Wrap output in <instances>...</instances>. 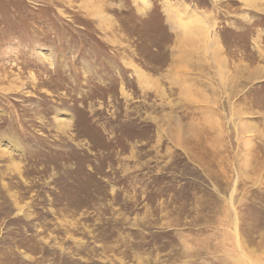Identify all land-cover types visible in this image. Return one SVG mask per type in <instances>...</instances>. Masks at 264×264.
<instances>
[{
    "label": "rangeland",
    "instance_id": "1",
    "mask_svg": "<svg viewBox=\"0 0 264 264\" xmlns=\"http://www.w3.org/2000/svg\"><path fill=\"white\" fill-rule=\"evenodd\" d=\"M0 264H264V0H0Z\"/></svg>",
    "mask_w": 264,
    "mask_h": 264
},
{
    "label": "bare ground",
    "instance_id": "2",
    "mask_svg": "<svg viewBox=\"0 0 264 264\" xmlns=\"http://www.w3.org/2000/svg\"><path fill=\"white\" fill-rule=\"evenodd\" d=\"M245 1V0H244ZM247 1V0H246ZM242 126V125H241ZM231 199V198H230ZM234 215H235V213H234ZM236 216V215H235Z\"/></svg>",
    "mask_w": 264,
    "mask_h": 264
}]
</instances>
